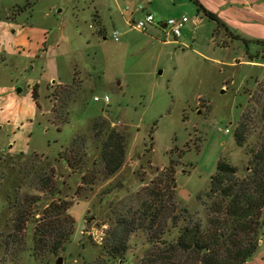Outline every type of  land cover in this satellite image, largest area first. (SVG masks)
I'll return each instance as SVG.
<instances>
[{
    "label": "rangeland",
    "instance_id": "obj_1",
    "mask_svg": "<svg viewBox=\"0 0 264 264\" xmlns=\"http://www.w3.org/2000/svg\"><path fill=\"white\" fill-rule=\"evenodd\" d=\"M199 1L220 23L193 0L149 4L159 22L190 20L180 43L166 44L175 38L163 29L144 33L109 21L117 5L127 10L123 0H0V264H118L104 262L107 229L169 167L176 168V202L204 223L198 196L220 158L245 175L250 155L234 131L251 96L261 93L264 44L247 48L238 37L264 41V0ZM97 12L108 40L98 36ZM115 29L119 42L111 38ZM113 130L125 137L126 157L107 177L102 153ZM75 139L87 151L76 169L67 162L80 156L71 150ZM42 177L52 178L56 194L40 190ZM30 196L40 197L39 212L51 201L71 205L74 234L58 255H32L33 221L15 231ZM262 221L248 264H264V210ZM148 248L138 232L121 264H139Z\"/></svg>",
    "mask_w": 264,
    "mask_h": 264
},
{
    "label": "trees",
    "instance_id": "obj_2",
    "mask_svg": "<svg viewBox=\"0 0 264 264\" xmlns=\"http://www.w3.org/2000/svg\"><path fill=\"white\" fill-rule=\"evenodd\" d=\"M193 1L205 17L220 23L215 13L207 10L199 0ZM96 16L98 32L104 31L97 13ZM238 39L247 48L252 43L264 44L259 40ZM255 58L257 55H252L251 61ZM260 88V94L251 96L234 131L237 146L246 148L250 155L245 175L239 176V169L227 157L220 158L208 191L198 196L206 222L176 202V168L171 166L161 178L137 193L130 209L117 212L115 224L107 229L101 245L104 262L125 263L131 238L142 232L149 248L139 264H248L260 244L264 210V82ZM100 126L97 121L94 130ZM253 137L257 138L256 143L250 144ZM77 143L75 139L71 150L79 149L80 156L73 161L67 159L74 169L83 164L87 155L86 148L77 147ZM125 157V137L113 130L104 142L102 153L105 175L116 174ZM40 190L54 195L57 186L52 178L42 177ZM39 201L38 196L27 197L14 222L17 232L24 231L28 222L36 224L32 255L43 260L66 250L74 234V220L67 213L71 206L68 201H51L41 212ZM173 229L178 230L175 236Z\"/></svg>",
    "mask_w": 264,
    "mask_h": 264
},
{
    "label": "crops",
    "instance_id": "obj_3",
    "mask_svg": "<svg viewBox=\"0 0 264 264\" xmlns=\"http://www.w3.org/2000/svg\"><path fill=\"white\" fill-rule=\"evenodd\" d=\"M125 2V7L127 8V10H125L121 4L117 5L116 9L114 11H112L109 15V21L112 23V24H115L117 23V21H120L122 20L124 22L125 25H128L129 21H133V20H137V19H140L142 17L145 16V14L147 13H152L155 15V13L152 11L153 7L150 8L149 4L152 2V1H155V0H123ZM143 6L145 9L144 10H141L140 7ZM162 8L158 11H161ZM98 14V18L104 28V33L102 35H99L98 36L104 40H108V29H107V26H106V19L103 18L102 15L99 14V12H97ZM156 16V15H155ZM157 19V18H156ZM166 22V21H165ZM165 22H159V20H157L156 24L151 26L153 28H155L156 30H159L161 29L162 30V25L163 23ZM190 22V20H189ZM188 22V24H189ZM162 23V24H161ZM187 24V25H188ZM116 30V29H115ZM114 30V31H115ZM149 30V29H148ZM147 32V31H146ZM113 33V32H112ZM145 33V32H144ZM120 36H121V33H120ZM158 38H161L160 35L157 36ZM111 38H112V34H111ZM113 39V38H112ZM244 39V38H242ZM246 40H251V39H254V38H245ZM257 39V38H255ZM120 40H121V37H120ZM119 42V41H118ZM164 43H177L175 41H172V40H165ZM180 43V42H179ZM177 43V44H179Z\"/></svg>",
    "mask_w": 264,
    "mask_h": 264
},
{
    "label": "built area",
    "instance_id": "obj_4",
    "mask_svg": "<svg viewBox=\"0 0 264 264\" xmlns=\"http://www.w3.org/2000/svg\"><path fill=\"white\" fill-rule=\"evenodd\" d=\"M140 9L144 10L145 8L141 6ZM156 22H157L156 16L152 13H147L145 14L144 17L140 19L129 21L128 25L139 32H146L148 28L155 25ZM188 22H189V18L187 16H182L179 18L170 17L166 20L165 23H163L162 29L166 31V34L168 36L174 37L175 42L179 43L178 40L179 38H181L184 29L187 27ZM120 37L121 36L119 31L117 30L113 31L112 38L114 41L116 42L120 41ZM95 101H101V98L95 97ZM104 101L106 103H109L110 101L109 97L106 96Z\"/></svg>",
    "mask_w": 264,
    "mask_h": 264
},
{
    "label": "water",
    "instance_id": "obj_5",
    "mask_svg": "<svg viewBox=\"0 0 264 264\" xmlns=\"http://www.w3.org/2000/svg\"><path fill=\"white\" fill-rule=\"evenodd\" d=\"M18 92H20V89H18ZM57 264H62V258L58 259Z\"/></svg>",
    "mask_w": 264,
    "mask_h": 264
}]
</instances>
